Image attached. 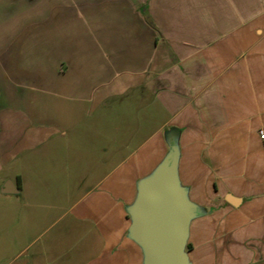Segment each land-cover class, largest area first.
<instances>
[{
	"label": "crops",
	"instance_id": "0c3cea01",
	"mask_svg": "<svg viewBox=\"0 0 264 264\" xmlns=\"http://www.w3.org/2000/svg\"><path fill=\"white\" fill-rule=\"evenodd\" d=\"M24 4L0 0V264H144L128 210L174 146L191 263L264 264V0Z\"/></svg>",
	"mask_w": 264,
	"mask_h": 264
},
{
	"label": "water",
	"instance_id": "95a60500",
	"mask_svg": "<svg viewBox=\"0 0 264 264\" xmlns=\"http://www.w3.org/2000/svg\"><path fill=\"white\" fill-rule=\"evenodd\" d=\"M179 151L172 147L151 176L138 185L129 208V235L142 249L144 264H192L187 245L198 207L182 186Z\"/></svg>",
	"mask_w": 264,
	"mask_h": 264
},
{
	"label": "rangeland",
	"instance_id": "374dc122",
	"mask_svg": "<svg viewBox=\"0 0 264 264\" xmlns=\"http://www.w3.org/2000/svg\"><path fill=\"white\" fill-rule=\"evenodd\" d=\"M23 15L24 17H30L33 11L31 0H24ZM21 12V11H19Z\"/></svg>",
	"mask_w": 264,
	"mask_h": 264
},
{
	"label": "built area",
	"instance_id": "2783aa9c",
	"mask_svg": "<svg viewBox=\"0 0 264 264\" xmlns=\"http://www.w3.org/2000/svg\"><path fill=\"white\" fill-rule=\"evenodd\" d=\"M259 136H260L261 140L264 141V130L259 131Z\"/></svg>",
	"mask_w": 264,
	"mask_h": 264
},
{
	"label": "trees",
	"instance_id": "16d2710c",
	"mask_svg": "<svg viewBox=\"0 0 264 264\" xmlns=\"http://www.w3.org/2000/svg\"><path fill=\"white\" fill-rule=\"evenodd\" d=\"M190 249V246L189 245H187V250H189Z\"/></svg>",
	"mask_w": 264,
	"mask_h": 264
}]
</instances>
